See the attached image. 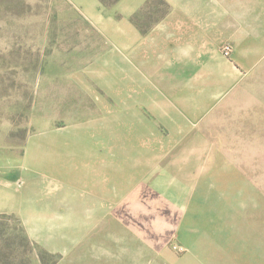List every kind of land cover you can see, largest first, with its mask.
I'll return each mask as SVG.
<instances>
[{
	"label": "crops",
	"instance_id": "crops-1",
	"mask_svg": "<svg viewBox=\"0 0 264 264\" xmlns=\"http://www.w3.org/2000/svg\"><path fill=\"white\" fill-rule=\"evenodd\" d=\"M146 1L125 0L127 14ZM167 1L177 7L146 33L131 23L115 31L113 120L35 140L46 152L4 156L0 214L16 217L35 241L51 242L50 226L68 225L58 244L73 250L76 232L80 243L138 193L156 192L179 208L174 244L197 264H264V211L252 225L249 195L219 202L209 178L223 158L205 132L264 65V0Z\"/></svg>",
	"mask_w": 264,
	"mask_h": 264
},
{
	"label": "rangeland",
	"instance_id": "rangeland-1",
	"mask_svg": "<svg viewBox=\"0 0 264 264\" xmlns=\"http://www.w3.org/2000/svg\"><path fill=\"white\" fill-rule=\"evenodd\" d=\"M177 4L147 0L130 17L125 0L111 7L99 0H0L1 167L5 155L46 152L37 139L111 120L115 31L131 23L146 33ZM205 132L223 158L212 164V192L219 202L249 195L251 224L258 225L255 212L264 211V65L220 105ZM126 204L80 243L76 232L73 250L58 244L68 225H51V242L35 241L16 217L1 213L0 264H197L187 250H172L180 222L173 202L149 191ZM211 217L204 213L206 226ZM260 252H251L257 261Z\"/></svg>",
	"mask_w": 264,
	"mask_h": 264
},
{
	"label": "built area",
	"instance_id": "built-area-1",
	"mask_svg": "<svg viewBox=\"0 0 264 264\" xmlns=\"http://www.w3.org/2000/svg\"><path fill=\"white\" fill-rule=\"evenodd\" d=\"M222 52L226 57H229L232 53V49L226 46L223 48ZM172 250L178 254H183L185 252V248L178 244H172Z\"/></svg>",
	"mask_w": 264,
	"mask_h": 264
},
{
	"label": "trees",
	"instance_id": "trees-1",
	"mask_svg": "<svg viewBox=\"0 0 264 264\" xmlns=\"http://www.w3.org/2000/svg\"><path fill=\"white\" fill-rule=\"evenodd\" d=\"M105 7H111L119 2V0H99Z\"/></svg>",
	"mask_w": 264,
	"mask_h": 264
}]
</instances>
